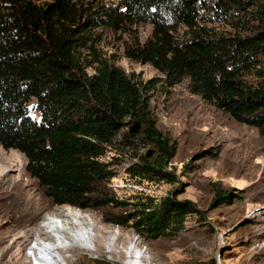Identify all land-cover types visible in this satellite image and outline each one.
<instances>
[{"label":"trees","instance_id":"16d2710c","mask_svg":"<svg viewBox=\"0 0 264 264\" xmlns=\"http://www.w3.org/2000/svg\"><path fill=\"white\" fill-rule=\"evenodd\" d=\"M137 23L150 24L151 33L142 43L133 35L124 56L152 65L163 76L144 84L98 50L97 28L118 32ZM186 78L191 93L237 122L264 128V5L0 0V147L24 154L27 172L56 205L129 204L94 186L115 175L102 156L121 130L122 145L152 146L127 167L130 175L176 180L167 168L176 143L158 129L146 93L158 82L168 90ZM231 200V193L216 190L208 209ZM132 204L106 220L147 239L175 235L187 215L206 214L193 201L177 199L176 192L158 202L140 197ZM80 264L115 263L100 257Z\"/></svg>","mask_w":264,"mask_h":264},{"label":"rangeland","instance_id":"374dc122","mask_svg":"<svg viewBox=\"0 0 264 264\" xmlns=\"http://www.w3.org/2000/svg\"><path fill=\"white\" fill-rule=\"evenodd\" d=\"M86 1L103 5L119 2ZM245 1L252 2V6L264 5V0ZM150 33L148 23H137L130 30L118 32L100 27L98 50L126 72H133L144 84L163 76L148 63L126 58L124 47L133 35L142 43ZM87 72L92 73L93 69L88 67ZM188 82L186 78L168 90L158 82L146 93L158 129L176 143V154L167 164L168 169L174 170L176 180L149 181L130 175L127 167L152 146L122 145L119 139L123 130L102 156L115 175L95 181L94 186L129 202L125 206L82 209L56 205L27 172L24 154L0 147V264H52L45 255L32 253V246L45 240L43 235L35 236L36 230L51 214L58 215L68 208L80 212L83 223L90 227L91 251L78 238L63 239L69 246L61 251L65 264L100 257L115 264H130L136 259L139 264H193L209 259L216 264H264V128L237 122L191 93ZM216 190L231 193L232 200L208 209ZM172 192H176L177 199H189L200 210H206L205 216L187 215L179 232L156 239H147L132 228L106 220L111 214L132 209V203L140 197L158 202Z\"/></svg>","mask_w":264,"mask_h":264},{"label":"bare ground","instance_id":"6f19581e","mask_svg":"<svg viewBox=\"0 0 264 264\" xmlns=\"http://www.w3.org/2000/svg\"><path fill=\"white\" fill-rule=\"evenodd\" d=\"M74 211L75 210L68 208L62 210L58 215L51 214L50 218L47 217L44 222L38 226L35 236L40 237L43 235L45 236V240L42 243L32 246L35 248L32 250L34 255H45L52 264H65L61 251L69 246L65 244L63 239L73 240L74 238H78L79 241L83 242L84 248L91 251V248L88 246L91 229L83 223V217L80 212ZM38 250L39 252H37ZM130 264L139 263L136 259Z\"/></svg>","mask_w":264,"mask_h":264}]
</instances>
